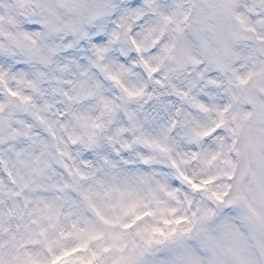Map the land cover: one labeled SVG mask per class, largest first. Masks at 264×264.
Masks as SVG:
<instances>
[{
  "label": "snow or ice",
  "instance_id": "snow-or-ice-1",
  "mask_svg": "<svg viewBox=\"0 0 264 264\" xmlns=\"http://www.w3.org/2000/svg\"><path fill=\"white\" fill-rule=\"evenodd\" d=\"M0 264H264V0H0Z\"/></svg>",
  "mask_w": 264,
  "mask_h": 264
}]
</instances>
